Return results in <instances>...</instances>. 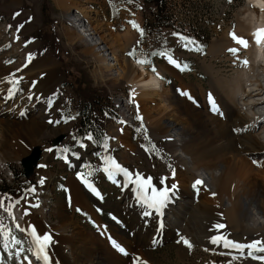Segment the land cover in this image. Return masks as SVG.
<instances>
[{
	"label": "rangeland",
	"instance_id": "374dc122",
	"mask_svg": "<svg viewBox=\"0 0 264 264\" xmlns=\"http://www.w3.org/2000/svg\"><path fill=\"white\" fill-rule=\"evenodd\" d=\"M251 1L68 0L80 8L75 9L73 14V11L67 12L60 8L55 0H0V133L9 117H31L43 120L45 125L37 143L33 145L42 150V167L37 168L29 179L25 178L21 162L27 155L8 161L10 167L0 164V194L5 197L8 207L11 199L21 197L19 207H9L11 210L22 208L29 216L32 210H40L33 209L27 203L24 193L29 192L33 199L38 200L41 177V190L45 188L46 181L40 170H48L50 165L51 173L46 178L54 181L56 191L51 206L44 208L45 212L69 210L83 229L95 231L92 213L80 208L83 206L74 202L68 189L70 179L75 178L82 187L77 177L86 176L94 183L90 182L89 187L95 200L92 201L84 193L87 194L89 205L104 221L114 219L113 207L117 205L145 207L150 212L143 211V224L148 226L154 216L151 211L161 207L171 197L170 189H161L156 179L152 178L154 176L148 172L169 178L175 169L183 170L186 165L181 162L174 141L157 134L152 124L154 110L164 107L166 102L154 94L148 98L138 97L139 90L129 82L127 71L122 73L121 67L130 64L159 75L172 99L185 95V86L190 89L194 87L198 91H214L217 80L233 78L247 63L246 51L237 50L233 53L229 49H235L232 46L237 44L232 34L249 40L252 38V32H242L241 26V20L247 17L250 10ZM77 14H82L84 20L89 17V25L95 27L98 30L97 36L105 40L104 45L108 50L106 54L115 51V55L104 53L107 60H102L96 51L90 49L92 41L88 36L76 37L77 33H81L74 19ZM133 22L138 27H134ZM18 37L22 40L19 49ZM226 44L230 46L224 52L222 50ZM24 54H30V58L24 60ZM169 56L176 62L171 63L175 64L177 74L168 70ZM51 70L57 71L54 82L57 85L50 93L41 95L39 80ZM86 85L110 101L102 118L104 134L100 140L90 131L79 130L78 103ZM20 103L26 112L23 116L15 115ZM211 103L210 108L217 112L216 105ZM125 132L129 135L128 139L124 137ZM60 133L66 136L54 150L53 140ZM125 139L134 144V149L125 145ZM11 143H15L14 138H11ZM33 147L28 151L31 152ZM109 157L126 169L128 175L117 170ZM80 158L86 160H81L78 171L74 172L72 164L75 165ZM254 158L257 159V156ZM138 176L142 180H138ZM149 179L150 184L142 187V181ZM195 181L192 178L190 182L194 195L200 190V185L194 187ZM29 184L32 190L28 189ZM165 191L167 198L163 204L157 203L161 199L158 194ZM55 207L58 210L53 209ZM2 209L0 220L5 226L9 218ZM221 209L218 215L209 220H206L205 213L200 215L202 220L199 232L204 236L213 234L212 240L214 237H225L244 248L226 250L199 244L186 231L191 216L188 212V217L182 221L181 230H176L172 236L169 235L170 226H166V222L157 224L156 233L152 232L155 264H264V260L253 258L264 256V251L260 250L264 249V231L248 227L243 231L228 228L224 207ZM53 216L56 217L55 214ZM128 218L139 220V216L132 212H128ZM241 223L240 217L234 220L236 226ZM217 225L224 227L217 228ZM131 227L125 225L128 231ZM236 229L242 237H234L237 235L234 231ZM166 234L169 235L168 239ZM182 237L191 247L183 242ZM21 239L25 245V240ZM257 241L262 246L248 248L250 243ZM214 244L224 245V242ZM183 248L187 251L186 256L180 255Z\"/></svg>",
	"mask_w": 264,
	"mask_h": 264
},
{
	"label": "bare ground",
	"instance_id": "6f19581e",
	"mask_svg": "<svg viewBox=\"0 0 264 264\" xmlns=\"http://www.w3.org/2000/svg\"><path fill=\"white\" fill-rule=\"evenodd\" d=\"M55 2L67 12L73 11V14L75 9L80 10L68 0H55ZM251 3L247 17L241 20V26L242 32L251 31L253 38L249 40L245 37H237L246 40L248 46L244 47L238 43L232 46L238 52H247V63L233 78L223 77L217 80L215 82L217 88L214 91L208 92L203 89L198 91L194 87L190 89L185 86L187 89L185 95H178L177 99H172L166 92L165 82L159 75L148 73L144 67L135 68L130 64L121 67L122 73L127 71L129 82L139 90L138 97L148 98L154 94L166 102L164 107L154 110L152 124L157 134L174 141V147L179 152L178 156L186 165L183 170L175 169L174 174L169 178L148 172L154 176L152 178L156 179L161 189H170L171 196H169L170 200L166 199L161 207L151 211L154 216L148 226L143 224V211L149 210L145 207L117 205L113 207L114 219L104 221L89 205L87 194L75 178L68 182L71 197L75 203L83 206L80 208L92 213L96 230L83 229L73 219V214L71 215L69 210L45 212L44 208L51 206V199L54 198L56 190L53 186L54 181L49 177L46 178V175L51 173L50 165L48 170H40L46 180L45 188L39 192V202L43 210L41 207L40 210H32L29 216L22 208H15L9 211V216L20 226L24 237L29 235V240L34 242L41 256L43 258L47 256V264H155L154 244H152L155 241L152 232L156 233L157 224L166 222V226H170L169 235L172 236L181 230L182 221L186 219L188 212L191 213L189 220H186L188 236L193 237L201 245H209L215 249L221 247L232 250L237 247L215 246L212 242L213 234L211 237L199 232L201 214L205 213L206 220H209L218 215L222 210L221 207H224L228 228L264 231V40L258 44L254 36L257 30L264 29V0H252ZM81 15H74L81 32L77 33L76 37L88 36L92 41L90 49L96 51L100 59L107 60L104 55L108 51L104 45L105 40L97 36L98 30L95 27L89 25V17L88 20H84ZM17 46L18 49L22 46L19 37ZM228 46L230 45L226 44L222 51L226 52ZM115 53L113 51L106 55H115ZM23 56L24 60L30 58V54ZM167 64L168 70L177 74L175 64L171 62ZM56 77L57 71L51 70L39 80L38 88L41 91L39 94L44 95L54 90L57 85L54 83ZM39 94L37 93L36 96L38 97ZM210 103L216 105L217 112L210 108ZM21 104L17 107L15 115H25V109ZM43 122L31 117L28 119H19L18 116L14 119L9 117L0 133V150L4 151L0 153V164L6 165L8 161L21 159L22 155L28 156L32 152L28 150L35 142L37 143L38 137L45 128ZM125 134L124 137L128 139L129 135L126 132ZM11 138L15 139L14 144L11 143ZM124 143L129 149H134L131 141L125 139ZM7 149L9 151L6 153ZM254 156H257V159ZM41 166L42 162L37 168ZM192 178L202 181L196 195L193 194L190 185ZM53 209L58 210L56 207ZM128 212L139 216V220L129 219ZM238 217L241 218L242 223L236 226L234 220ZM126 224L132 226L130 231L125 228ZM33 228L36 236L32 234ZM236 230L234 231L237 235L234 237H242V234ZM45 235L50 236L51 240L43 245L41 251V242H38L36 237H40L42 241ZM169 235L166 234L167 239ZM259 246L262 244L259 243L256 247ZM180 255L186 256L187 251L183 248L180 250ZM17 257L16 254L15 258L18 259ZM19 262L34 264L30 258H21Z\"/></svg>",
	"mask_w": 264,
	"mask_h": 264
},
{
	"label": "trees",
	"instance_id": "16d2710c",
	"mask_svg": "<svg viewBox=\"0 0 264 264\" xmlns=\"http://www.w3.org/2000/svg\"><path fill=\"white\" fill-rule=\"evenodd\" d=\"M80 96L78 103V112L80 115L79 130L82 132L90 131L98 140L103 139L104 129L102 126V118L106 109L109 108V98H105L102 94L96 93L89 85H86Z\"/></svg>",
	"mask_w": 264,
	"mask_h": 264
},
{
	"label": "snow or ice",
	"instance_id": "6c2138e0",
	"mask_svg": "<svg viewBox=\"0 0 264 264\" xmlns=\"http://www.w3.org/2000/svg\"><path fill=\"white\" fill-rule=\"evenodd\" d=\"M133 26L134 27H138V25H136L134 22H133ZM21 27H23V25H21ZM232 35H233V39L237 43L243 45L244 47H247L248 46V42L246 40H244L243 38H237L235 36V34H232ZM254 36H255L256 43L259 44L262 40H264V29L257 30V32L254 34ZM229 51L230 52H233V53H236L237 52V49H229ZM130 55H131V53H130ZM168 58H169L170 62L176 63L174 60H172V57L169 56ZM47 151H52V149H47ZM108 159L111 161V164L117 170H119L121 172H124L125 175H128L126 169L121 168V166L119 164H116V162L114 160H111V157H109ZM254 163H255V161H254ZM137 179L138 180H142V178L139 177V176L137 177ZM150 182H151L150 179L148 181H142V185L141 186L143 187L144 185L150 184ZM41 183H43V181H41ZM201 183H202V181H200V180L195 181L194 187H195V185H199ZM93 191H95V189H93ZM158 195H159V197H161V199L158 200V201H156V202L159 203V204H163L164 200L167 198L166 191L165 192H160ZM216 227L217 228H223L224 225H217ZM32 234H33V236H36V233H35V229L34 228L32 230ZM36 239H37L38 242H41V251H43V245H46L51 240V237L45 235L43 237L42 241H41V238L40 237H36ZM181 239L183 240V242L185 244H188V246L191 247V245L189 244V242L187 240H184L183 237ZM221 241L224 242V246L225 247H237V248L243 247L242 245H237V244H234L231 241H228L225 237H214L213 240H212L213 243H219ZM16 243H20V241H16ZM259 243L260 242L257 241L255 243H253L252 245H248V247L249 248H256L257 244H259ZM260 250L261 251H264V249H260ZM121 251H123V249H121ZM250 255H251V253H250ZM253 258H258V259L264 260V256H261V257H253ZM44 259L47 260V256H45Z\"/></svg>",
	"mask_w": 264,
	"mask_h": 264
},
{
	"label": "water",
	"instance_id": "95a60500",
	"mask_svg": "<svg viewBox=\"0 0 264 264\" xmlns=\"http://www.w3.org/2000/svg\"><path fill=\"white\" fill-rule=\"evenodd\" d=\"M66 134H58V136L53 140L52 146L53 149H55L59 143H61L63 141V139L65 138ZM41 154H42V150L40 149L39 146H35L32 149V152L24 157L21 161L23 164V167L25 169V176L26 178H30L32 174L35 173L36 168L39 165V161L41 159ZM81 160H86L85 158H80L79 162H77L74 166H72V170H74V172L78 171L79 165H80V161ZM88 196L92 198V196L88 193Z\"/></svg>",
	"mask_w": 264,
	"mask_h": 264
},
{
	"label": "crops",
	"instance_id": "0c3cea01",
	"mask_svg": "<svg viewBox=\"0 0 264 264\" xmlns=\"http://www.w3.org/2000/svg\"><path fill=\"white\" fill-rule=\"evenodd\" d=\"M0 71H1V69H0ZM1 72H2V71H1ZM3 72H7V71L4 70Z\"/></svg>",
	"mask_w": 264,
	"mask_h": 264
},
{
	"label": "built area",
	"instance_id": "2783aa9c",
	"mask_svg": "<svg viewBox=\"0 0 264 264\" xmlns=\"http://www.w3.org/2000/svg\"><path fill=\"white\" fill-rule=\"evenodd\" d=\"M3 262H0V264H2Z\"/></svg>",
	"mask_w": 264,
	"mask_h": 264
}]
</instances>
